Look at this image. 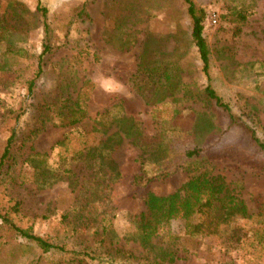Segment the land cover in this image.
<instances>
[{
	"label": "rangeland",
	"instance_id": "rangeland-1",
	"mask_svg": "<svg viewBox=\"0 0 264 264\" xmlns=\"http://www.w3.org/2000/svg\"><path fill=\"white\" fill-rule=\"evenodd\" d=\"M193 1L205 10L209 82L183 0H0V32L6 27L15 47L23 50L5 61L0 56V152L10 129L18 127L12 141L15 162L8 173H0V205L19 201L18 218L33 233L96 247L102 240L98 225L104 224L110 225L104 245L149 257L162 247L175 256L162 264H264V156L253 151L239 129L223 131L224 117L198 98L210 83L235 113L254 121L264 141V0ZM37 2L46 9L52 51L44 56L30 102L25 81L35 74L44 39ZM239 10L244 21L231 15ZM5 43L0 40V52ZM65 94L79 98L84 115L79 123L62 126L54 107H42L45 100ZM39 114L48 119L42 123ZM112 117H124L125 128H138L142 147L112 139L110 155L119 176L108 182L73 157L115 130ZM110 120L105 134L97 132ZM217 136L210 153L196 163L198 170L174 164L185 147L207 145ZM160 149L172 159L170 168L153 163ZM69 170L76 182H69ZM203 171L219 177L249 216L215 232L190 235L178 210L143 245L137 225L146 194L171 193ZM81 206L91 212L90 223L78 232L71 224L66 231L68 221H78ZM68 258L43 252L14 230L0 228V264H77Z\"/></svg>",
	"mask_w": 264,
	"mask_h": 264
},
{
	"label": "trees",
	"instance_id": "trees-1",
	"mask_svg": "<svg viewBox=\"0 0 264 264\" xmlns=\"http://www.w3.org/2000/svg\"><path fill=\"white\" fill-rule=\"evenodd\" d=\"M186 5V12L190 19V35L195 44L198 56L202 65V71L210 81V47L203 35L205 10L198 6L193 0H183ZM36 10L38 12V19L43 27L44 39L42 41V51L37 55L35 64V74L32 78L25 81L27 88L26 100L32 99L35 95L34 80L43 72L44 56L51 53L52 46L48 41V23L46 21V9L41 7L37 2ZM231 13L233 19L236 21H244L245 13L243 11H233ZM13 14H17L15 11ZM6 40V43L1 47L0 56L5 61V57L9 54L20 55L22 49L15 47L14 43L9 38V31L6 27L1 28L0 40ZM6 63L2 66L5 68ZM169 75H166V79ZM201 102L212 110L216 111L224 117L223 131H228L231 128H237L246 135L247 142L256 154L264 156V141L258 136L256 128L253 125V120H248L242 114L235 113L231 104L226 101L210 83L204 86L200 91L198 97ZM69 102V104H68ZM42 107L49 111L51 107L55 110V119L59 120L60 125L68 126L70 124L79 123L84 117L79 103V98L70 99V94L59 95L55 100H45ZM40 115V114H39ZM38 115V116H39ZM20 115H16L17 122ZM43 123L48 119L47 115H40ZM38 120V119H37ZM115 123V130L112 131L105 139H101L94 146H84L79 149L73 158L78 157L79 160L87 164L88 167H94V175L100 174L105 177L106 181H114L118 176V170L114 159L110 155L113 144L112 139L118 140L128 139L132 145L142 147L137 141L141 137V132L134 126L124 127L125 118H111ZM110 121H103L102 127L97 129V132L104 134L109 130ZM39 128V127H38ZM37 128V129H38ZM18 127L10 129V135L7 138L2 151L0 152V173L5 170L8 173L11 165L15 162L16 152L12 147V141L16 136ZM96 130V129H95ZM35 132V131H31ZM224 133V132H222ZM219 135V134H218ZM220 136V135H219ZM212 140L213 142L207 145L196 144L193 147H185L182 151L180 161H174V164L198 170L200 165L196 163L205 159V156L210 153L212 144L219 138ZM143 149V153H144ZM167 150L160 149L162 154L156 155L154 164H168L172 166V159L168 155ZM154 152V151H153ZM143 153L141 156H143ZM171 161V162H170ZM182 162V163H181ZM39 169L43 171L46 169L37 164ZM176 165V166H177ZM61 172V171H60ZM71 179L69 182H76L75 173L69 170ZM43 173V172H42ZM58 173V177H60ZM69 178V177H68ZM75 178V179H73ZM108 187V183H104ZM146 210L139 216L138 229L140 230L138 238L141 243L148 246L150 238L155 235L160 226L166 225L174 216L176 211L180 210V217L184 219L185 225L190 235H198L208 232L218 231L222 224L228 221L235 220L237 217H248L243 202L235 195H232L224 182L219 177H209L206 171L192 175L182 186L175 191L166 195H158L153 192H148L144 198ZM19 201L7 200L0 205V228L5 227L6 230H14L18 235L26 240L34 243L43 252L57 251L69 256L70 262L76 261L77 264L90 262L105 263V264H162L163 262L172 263L175 256L172 252L164 250L162 247L158 249L153 256H138L130 251L124 250L122 247H112L111 245H104V237L110 230V225H98L101 228L102 240L99 241V246L86 245L84 241L79 244L70 245L64 241L58 242L50 237H44L32 232V226H24L18 218L20 213ZM90 211H84V206H81L79 213L75 215L76 220H81L75 223L68 221L65 224V230L71 226L72 230L79 231V227H86L90 223ZM69 215V212H68ZM65 214V218H68ZM251 216V215H250ZM197 218L196 222L194 218ZM215 219V220H214ZM214 220V222H213ZM28 221V220H27ZM78 223V224H77ZM77 224V225H76ZM80 224H82L80 226ZM78 228H77V227ZM77 228V229H75ZM103 244L102 248L101 245Z\"/></svg>",
	"mask_w": 264,
	"mask_h": 264
},
{
	"label": "built area",
	"instance_id": "built-area-1",
	"mask_svg": "<svg viewBox=\"0 0 264 264\" xmlns=\"http://www.w3.org/2000/svg\"><path fill=\"white\" fill-rule=\"evenodd\" d=\"M213 21H215V19H213Z\"/></svg>",
	"mask_w": 264,
	"mask_h": 264
}]
</instances>
